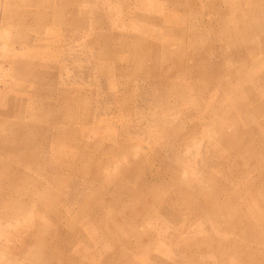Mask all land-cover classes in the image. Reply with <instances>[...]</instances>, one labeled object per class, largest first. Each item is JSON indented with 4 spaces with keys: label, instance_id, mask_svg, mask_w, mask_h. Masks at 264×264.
I'll return each mask as SVG.
<instances>
[{
    "label": "rangeland",
    "instance_id": "374dc122",
    "mask_svg": "<svg viewBox=\"0 0 264 264\" xmlns=\"http://www.w3.org/2000/svg\"><path fill=\"white\" fill-rule=\"evenodd\" d=\"M0 264H264V0H0Z\"/></svg>",
    "mask_w": 264,
    "mask_h": 264
}]
</instances>
